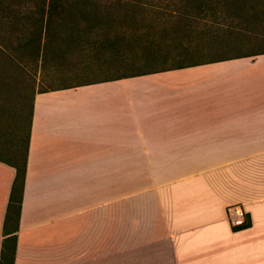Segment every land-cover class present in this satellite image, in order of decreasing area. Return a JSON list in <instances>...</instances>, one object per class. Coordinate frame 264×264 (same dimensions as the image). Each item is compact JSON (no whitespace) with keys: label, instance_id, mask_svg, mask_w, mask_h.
Masks as SVG:
<instances>
[{"label":"crops","instance_id":"obj_1","mask_svg":"<svg viewBox=\"0 0 264 264\" xmlns=\"http://www.w3.org/2000/svg\"><path fill=\"white\" fill-rule=\"evenodd\" d=\"M157 169L180 175L126 197ZM234 205L246 227L230 225ZM15 237L14 264H264V52L35 92Z\"/></svg>","mask_w":264,"mask_h":264},{"label":"rangeland","instance_id":"obj_2","mask_svg":"<svg viewBox=\"0 0 264 264\" xmlns=\"http://www.w3.org/2000/svg\"><path fill=\"white\" fill-rule=\"evenodd\" d=\"M16 1L22 0H6L5 3L15 4ZM210 3L216 6V2L212 0H149L143 5L142 10L136 11L139 16L137 24L118 21L116 25L118 30L133 26L135 31L130 30L129 35L137 36V29L140 30L143 25L147 26L152 18L159 16L154 12L159 13V17L169 20L166 34L152 29L136 38L137 41L120 40L116 44V49L123 57V64H119L113 52L105 48L83 50L77 38L67 34L65 28L56 23H52L50 27L47 50L44 53L43 44L46 37H42L38 54H35V46L34 48L28 44L25 48L22 46L31 34L27 37L22 36L21 33L10 34L0 26V80L7 78V94L10 97H8L10 102L2 106L6 111L11 110L15 119L20 118L23 133L30 114L31 98L35 92L67 85L74 86L86 83L88 80L96 81L106 78L111 73H121L126 67H140L145 61L142 58L143 53L157 58L147 64L153 67L149 69L157 70L171 68L177 63V59L183 57H189L186 62L197 63L264 52V16H256L249 20H245L244 17L231 21L214 19L207 23L196 21L194 23V20L187 19L191 17L193 19L199 7H205ZM253 5L255 3H248L245 6L249 8ZM173 13H185L188 17L172 16ZM29 29L32 33L36 27L31 25ZM72 38L74 40H71ZM183 44L186 45V51L184 55H178V50L179 54L182 53L180 49ZM163 53L169 54L163 56ZM178 175H180L179 169H157L152 183H126V197L163 184ZM151 176L153 177V173ZM131 206L126 205V220L131 213ZM110 240H116L115 232H110ZM115 252V247H110V256H115Z\"/></svg>","mask_w":264,"mask_h":264},{"label":"trees","instance_id":"obj_3","mask_svg":"<svg viewBox=\"0 0 264 264\" xmlns=\"http://www.w3.org/2000/svg\"><path fill=\"white\" fill-rule=\"evenodd\" d=\"M148 1L149 0H22L16 1L15 4H12L5 3L6 0H0V26L3 27L5 31L10 32V34L21 33L22 36L26 35V37L31 34V36L27 38L25 37L26 39L22 46L23 48H25L27 44L30 47L33 46V48L35 46V54H38L40 49V40L42 37H46V41L43 44L44 53L47 50L50 27L52 23H56L63 26L67 34L76 37L83 50L90 51L105 48L106 50L113 52L112 54L116 56L115 58L119 61V64H123V57L118 49H116V44H118L120 40H126L128 42L137 41L136 38L141 37L152 29H157V31H160L162 34L168 33L166 25L169 20L159 17L160 14L157 12L154 13L159 16L152 18L147 23V26L143 25L144 27L140 28V30L137 29V36L129 35V31L134 30L133 26L123 30L117 29L116 25L118 21L120 22L123 20L125 22H129L131 25L137 24L139 22V16L136 11L142 10L144 8L143 5ZM212 2H216V6L213 3H210L205 7H199L194 18L192 19L191 17L187 19L191 21L194 20V23H207L209 21H213L214 19L231 21L239 17H244L245 20H249L250 18L256 16H264V0H212ZM248 3H255L256 6L253 5L248 8L245 6ZM171 15H182V17L185 18L188 17V14L185 13H173ZM172 16L168 15V17ZM31 25H35L36 27L35 31L32 33L29 29ZM71 40L74 39L72 38ZM185 48L186 45L183 44L180 49V52L182 53L179 54L178 50L177 54L184 55V52L186 51ZM258 53L263 52L216 59L223 60L256 55ZM168 54L169 53H163L162 55L167 56ZM142 58L143 61L145 60V63L142 62L140 67H126L123 72L118 74L111 73L110 75H107L106 78L100 80H88L86 83H80L74 86L67 85L54 89H68L95 83L133 78L156 72L181 69L197 64L216 61V59H210L197 63L186 62L189 57H183L181 59H177V63L171 68L152 70L149 68L153 67H150L147 64L152 59L157 58H154V56L150 57L147 53H143ZM0 83H2L0 93H4L9 96V94H7V78H4L3 81L0 80ZM48 90L39 92H46ZM3 95L0 94V99ZM2 105L3 104L0 105V119H7L10 123H7L5 128H0V156L6 158L4 161L15 169V177L6 211V223L8 221H12L14 224V231L13 235L5 239L3 242L0 264H14L16 251L15 232L18 228L20 205L26 174L27 142L30 133L31 107L25 132L23 131L22 133L21 120L19 122L20 118L18 119L16 117L15 119L13 114L9 115V110L6 111L5 107ZM2 125L3 123L0 121V126ZM247 225L248 224L246 223L243 227H246ZM5 231L6 229L4 228V232Z\"/></svg>","mask_w":264,"mask_h":264},{"label":"built area","instance_id":"obj_4","mask_svg":"<svg viewBox=\"0 0 264 264\" xmlns=\"http://www.w3.org/2000/svg\"><path fill=\"white\" fill-rule=\"evenodd\" d=\"M228 219L232 227L241 228L246 225L244 209L239 205H234L227 209Z\"/></svg>","mask_w":264,"mask_h":264}]
</instances>
